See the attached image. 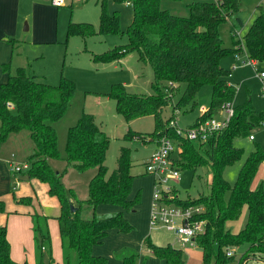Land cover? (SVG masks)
Instances as JSON below:
<instances>
[{
	"label": "trees",
	"instance_id": "trees-1",
	"mask_svg": "<svg viewBox=\"0 0 264 264\" xmlns=\"http://www.w3.org/2000/svg\"><path fill=\"white\" fill-rule=\"evenodd\" d=\"M108 1L98 0V28L91 23L70 21L67 35L86 39L97 34L125 33L128 37L125 45L108 50L103 55H93L94 60L115 62L129 52H136L141 62L151 66L152 94L130 93L124 84L117 83L106 95L116 101V111L127 123L149 116L155 119V130L147 140L142 139V133L133 130L127 132L125 139L135 137L144 143L152 141L159 144L162 138H172L177 152L173 154L175 169L180 172L209 167L212 174L209 195L202 194L199 198L182 201L175 195L164 198L168 205L175 202L183 207H204L202 212L194 214L195 220L206 222L205 231L193 241L202 252L201 264H246L247 258L264 257V184L251 188L252 180L264 162V145L257 144L234 185L222 177L225 167L243 154L234 146V138L250 137L252 130L264 123V111L258 112L248 97L244 105L235 107L229 126L210 134L205 140L201 137L189 139L162 124L165 107L171 105L175 113L189 105L194 109L197 95L205 85L212 88L210 107L204 114L201 112L190 129L197 127L200 121L215 117L222 105L233 104L237 88L229 83L230 72L221 65V61L240 52L242 40L236 36L233 47H225L220 26L232 19L235 31H239L243 23L239 17L241 0L193 2L186 17L163 9L161 0H114L120 4L128 3L133 9L132 22L126 32L122 31L119 11L110 12ZM258 9L243 40L250 59L262 62L264 9L262 6ZM75 87V83L64 76L58 85H52L24 67L17 68L14 74L8 73L7 79L0 83V146L11 134L27 131L32 150L26 160L29 169L23 174L27 179L36 178L48 183L50 195L60 201L61 211L56 218L63 243L64 264H107L108 259L96 255L93 249L104 242L110 230L126 234L133 229L125 211L132 210L140 201L141 192L131 198L135 178L131 173V150L122 147L116 168L109 172L106 157L110 138L97 125L94 115L85 112L69 128L65 169L60 173L53 168V163L61 159L58 134L53 124L70 107ZM176 95L179 99L174 105ZM92 169L96 170V174L88 183V197L79 200L75 189L64 184V178L70 170L82 173ZM17 202H29V199L22 198ZM101 205H111L116 210L101 214ZM245 205L248 208L246 222L238 233H233L226 223L237 219ZM72 207L76 210L73 211ZM4 211L5 202L0 200V213ZM33 217L38 249L41 252L43 246L48 247V255L52 258L48 218L38 214ZM147 243L148 249L165 264H186L181 248L171 244L159 246L149 238ZM241 246L246 248L240 255L238 248ZM227 248L234 249L235 254L227 256ZM139 256L136 253L123 254L121 262L139 264ZM0 264H28L11 259L5 226H0ZM38 264L47 263L40 257Z\"/></svg>",
	"mask_w": 264,
	"mask_h": 264
},
{
	"label": "rangeland",
	"instance_id": "rangeland-1",
	"mask_svg": "<svg viewBox=\"0 0 264 264\" xmlns=\"http://www.w3.org/2000/svg\"><path fill=\"white\" fill-rule=\"evenodd\" d=\"M212 1L215 0H161V6L172 14L186 17L189 15V5L191 3ZM260 3L264 8V0ZM258 5V0H241L239 17H241L244 26L242 29L240 28L239 36L232 33L235 30L232 19H228L220 26V34L225 47L232 48L236 36L242 40V48L238 57H235V54L229 55L223 58L221 63L224 68L231 71L228 80L237 88L233 107L244 105L250 97L254 108L258 112H263L264 80L260 78L259 74L264 72V61H257L256 65L246 63L250 60V57L243 40L248 25L256 15ZM108 9L110 12L119 11L121 28L122 31L126 32L133 18L132 7L127 3L120 4L114 0H109ZM53 10L52 18H54L55 23L58 22V38L56 40L55 33V43L22 45L21 49H16L14 63L11 67V74H14L19 61L28 58L25 67L32 75L45 79L52 85H58L62 76L75 83V93L70 107L63 117L53 124L58 134V148L61 155V159L53 163V168L60 173L65 169L64 158L66 157L69 128L74 126L82 113L85 112L94 115L97 125L110 138L106 157L109 172L116 168L121 148L128 147L131 150V173L135 176L131 198L134 199L137 193L141 191L140 201L132 210L125 211V215L132 224L133 229L126 234L119 233L114 229L110 230L104 242L94 247V252L107 258V264H121V256L127 253L140 255L138 258L139 264H165L164 260L156 257L148 249L147 240L149 238L152 243L159 246L171 244L174 247L181 248L186 264H201L202 252L196 245L183 244L178 241L173 232L164 228L151 229L149 225L154 177L146 173L145 162L157 148V144L152 141L144 143L135 137L125 139V135L129 130H133L142 133V139L146 138L145 140H147L155 130L154 117H144L127 123L123 116L117 113L116 101L106 95L111 91L112 86L117 83L124 84L130 93L152 94L154 90L151 85L153 81L151 66L148 63L141 62L136 52H129L120 61L115 62L94 60L93 55H103L108 50L125 45L128 42L125 33L120 35L97 34L86 39H82L77 35H67L70 21L76 23L87 22L93 24L96 28L99 27L100 5L98 0H65L64 5L55 6ZM29 25V21L26 20L23 24V30L27 29ZM234 65L237 68L233 69ZM3 67L1 64L0 83L8 77V72ZM181 88L183 90L184 85ZM211 93V86L205 85L197 95V105L194 109L192 108L193 110L189 105L175 113L171 105L165 107L162 112L163 126L172 128L176 133L178 129L189 130L201 115V109L204 106L210 107ZM179 95H176L174 105L177 104ZM224 115L225 113L221 111L216 114L215 118L220 120ZM251 135L254 136V140H251L248 135L237 136L233 140L234 146L241 149L243 154L240 159L225 167L222 172V177L231 185L236 183L243 165L251 153L256 150L257 144L264 145V123L254 128ZM31 150L32 143L27 131L14 133L9 136L6 142L1 144L0 160L2 162L9 161L12 154L20 160H25ZM95 174V169L82 173L70 170L63 182L68 188L75 189L79 200H85L88 197V183ZM211 181L212 174L209 167L202 166L196 170H180L179 178L170 177L164 187L171 192L172 196L175 195L176 198L182 201L188 198H199L202 194L209 195ZM15 182H13L12 187ZM260 184H264V162L260 164L258 172L252 180L251 188L256 189ZM18 199L15 198L14 204ZM171 205L176 206L177 204L174 202ZM177 207L189 208L179 205ZM112 208H114V211L116 210V207L111 205H101L99 213H111ZM46 213L52 216L53 208L48 206ZM247 215L248 208L245 205L237 219L227 221V228L231 229L233 233H238L246 222ZM245 248V246L238 248L240 255L244 253ZM262 261H264L262 256L251 257L247 258L246 264H262Z\"/></svg>",
	"mask_w": 264,
	"mask_h": 264
},
{
	"label": "crops",
	"instance_id": "crops-1",
	"mask_svg": "<svg viewBox=\"0 0 264 264\" xmlns=\"http://www.w3.org/2000/svg\"><path fill=\"white\" fill-rule=\"evenodd\" d=\"M258 1L259 5L256 15L259 6L263 8L262 3H260L262 0ZM54 7L51 0H0V65L4 66L5 71L11 73L15 51L16 49H21L22 45L55 43L58 38V22L55 23L54 18H52ZM254 18L248 25V29ZM47 19L50 20L47 22ZM26 20L29 21L30 25L23 30V24ZM55 24H57L56 27ZM232 25L234 27L233 21ZM243 26L244 24L242 23ZM238 32H240V28ZM28 60L26 58L19 61L17 68H26L25 64ZM254 61L257 64V61ZM228 71L231 75V71ZM229 83L232 84L230 81ZM156 144L158 147V143ZM151 155L147 158L145 164ZM27 157L25 160H20L15 155L14 160L15 162H25ZM11 159L3 162L0 160V200L5 202V211L0 213V226L6 227L11 259L18 263L38 264L40 257H42L47 264H64L63 243L59 222L56 218L61 211L59 199L50 195L48 183L36 178L27 179L23 173L11 172L9 168ZM14 181L16 182L12 187ZM15 198H28L29 202L19 203L16 201V204H14ZM48 206L53 208L52 216L46 213ZM110 211L113 212L114 208ZM36 214L48 218L52 258L48 255V247L43 246L41 252L38 249L33 217ZM192 245L195 244L192 243ZM96 255H99V253Z\"/></svg>",
	"mask_w": 264,
	"mask_h": 264
},
{
	"label": "built area",
	"instance_id": "built-area-1",
	"mask_svg": "<svg viewBox=\"0 0 264 264\" xmlns=\"http://www.w3.org/2000/svg\"><path fill=\"white\" fill-rule=\"evenodd\" d=\"M52 5L61 6L64 5L65 0H51ZM237 36L240 32L235 31ZM238 57V52L235 54ZM246 63L256 65L253 59H250ZM237 66H233V69ZM260 78L264 80V72L259 74ZM264 85V83H263ZM207 111L206 107L201 109L202 114ZM225 113L224 117L220 120L208 118L200 121L199 125L189 130L178 129V134H182L189 139L202 138L205 140L210 134L218 131L225 130L235 115V108L232 103H226L221 106L219 112ZM250 139L253 140L254 136L251 135ZM176 151V144L170 138H162L158 144L157 149L153 152L151 157L145 164L146 171L154 177V191L150 210L149 225L150 228H164L170 232H173L178 241L183 244L193 243L194 238L205 231L206 222L204 220H195L194 214L200 213L204 210L203 207H189L181 208L165 203L164 198H171V192L164 186L167 184L169 178H179L180 172L174 168L173 154ZM15 155H12V159L9 162V168L11 172L23 173V171L29 169V163L15 162ZM234 249H226L227 256H233ZM233 264V263H230Z\"/></svg>",
	"mask_w": 264,
	"mask_h": 264
},
{
	"label": "water",
	"instance_id": "water-1",
	"mask_svg": "<svg viewBox=\"0 0 264 264\" xmlns=\"http://www.w3.org/2000/svg\"><path fill=\"white\" fill-rule=\"evenodd\" d=\"M72 210L75 211L76 209L74 207H72Z\"/></svg>",
	"mask_w": 264,
	"mask_h": 264
}]
</instances>
